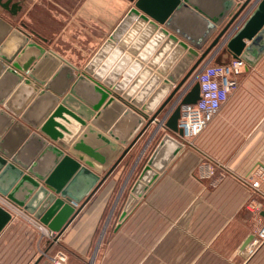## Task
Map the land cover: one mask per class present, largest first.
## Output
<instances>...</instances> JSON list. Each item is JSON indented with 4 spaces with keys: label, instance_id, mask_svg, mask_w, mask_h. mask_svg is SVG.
Segmentation results:
<instances>
[{
    "label": "crops",
    "instance_id": "obj_1",
    "mask_svg": "<svg viewBox=\"0 0 264 264\" xmlns=\"http://www.w3.org/2000/svg\"><path fill=\"white\" fill-rule=\"evenodd\" d=\"M135 1L12 0L20 10L11 15L0 7V18L81 71ZM244 1L189 0V10L174 18L175 27L195 37L203 31L205 20L215 19L216 30L221 29ZM228 2L230 5L226 6ZM251 3L243 20L253 9ZM171 31L175 33L174 29ZM8 37L10 32L0 26V47ZM218 52H214L215 55ZM106 55L97 67L104 63ZM0 61L5 63L1 58ZM117 61L111 63V68ZM51 73L53 76L55 72ZM238 82L239 94L228 99L220 109V117L207 126V147L203 144L183 147L142 194L129 191L122 199L120 208L115 210L118 223L102 241L101 238L97 241L102 249L96 264H264V240L257 246H252L249 241L257 226L249 224L251 214L245 208L248 203H259L264 220V185L253 190L244 179L255 167H264V55L252 67L245 63ZM37 95L31 87L15 81L0 69V147L12 155L20 153L22 158H30L42 168L39 172H45L44 169L52 168L53 160L45 153L49 142H41L43 136L39 135L37 127L47 121L58 103L53 93L39 98ZM79 96L89 104L86 94L80 92ZM171 112H162L165 113L163 123L160 122L158 127L152 123L126 156L139 145L145 134L148 135L142 147H149L151 134L157 128L175 137L164 127ZM120 115L110 112L96 126L101 130L105 127V132L112 130L119 136H127L131 127H120ZM222 125L240 137L238 146L215 147L214 139ZM33 133L37 135L36 139L32 137ZM177 139L182 141L178 136ZM32 147L44 148L37 151ZM204 157L223 167L226 174L199 176L196 168ZM115 170L59 235L58 244L72 255L87 254L107 207L112 203L113 211L117 199H121L120 191H117L120 174ZM128 180H124L120 188ZM18 184L13 182L12 191ZM27 189V185L18 187L15 196L21 198L27 194ZM123 211L125 214L121 217ZM27 224L11 218L0 230V264L44 262L40 256L41 236H49L50 231L43 225L40 229L31 222ZM50 248L51 243L47 251Z\"/></svg>",
    "mask_w": 264,
    "mask_h": 264
},
{
    "label": "water",
    "instance_id": "obj_2",
    "mask_svg": "<svg viewBox=\"0 0 264 264\" xmlns=\"http://www.w3.org/2000/svg\"><path fill=\"white\" fill-rule=\"evenodd\" d=\"M188 3L136 0L81 71L0 18V26L10 32L0 47V58L5 61H0V69L31 87L38 98L55 94L58 103L47 121L37 127L41 142H49L45 153L53 160V169L39 172L42 168L37 162L0 147V194L53 232L55 241L148 127L152 123L158 127V116L173 105L164 127L176 136L166 133L161 138L131 193L142 194L178 156L183 149L177 139L182 136L177 126L180 106L198 100L199 84L193 80L205 65H227L240 58L252 67L264 55V0H245L221 29L216 30L215 19L205 20L203 31L195 37L182 33L174 23L177 15L189 10ZM250 3L253 9L243 20ZM0 7L11 15L20 10L12 0H0ZM79 88L85 90L89 104L80 99ZM110 112L121 114L120 127H131L127 136L96 126ZM14 181L19 182L16 190L27 185L26 195L15 196ZM10 219V213L0 207V230Z\"/></svg>",
    "mask_w": 264,
    "mask_h": 264
},
{
    "label": "rangeland",
    "instance_id": "obj_3",
    "mask_svg": "<svg viewBox=\"0 0 264 264\" xmlns=\"http://www.w3.org/2000/svg\"><path fill=\"white\" fill-rule=\"evenodd\" d=\"M191 77H194V74ZM190 79H194V78H190ZM195 80H196V77L193 80V83L195 82ZM174 85H175V83H174ZM238 89L240 90L239 82H238L237 90ZM237 90L229 97V99L231 97L239 94V90L238 91ZM177 103H178V101H177ZM173 108H174V105L172 106V108L169 109V111L172 110ZM221 112H222V110L219 112V114H217V116L214 118V121H212L211 124H213L220 117L219 115ZM164 114L165 113H163V114L161 113L158 116V121L161 123H163L162 122V118H163L162 116ZM151 115L152 114H149V117ZM207 130H208V128L200 136H198V138L193 139L191 141V145L196 146L198 144H203L204 147H207L208 137H209V134H207ZM148 133H150V132H148ZM165 134L166 133L163 130L157 128V130H155L151 134L149 147H145V149H144V147H142V146H143L145 137H147V135H148V134H145L144 139H142L140 141L139 145L137 147H135L130 152V154L128 156H126V158H124L121 161V163L119 164V166L115 170L116 173L120 174V182L121 183L119 184L117 191H120L119 196H121V199L118 198L119 201L117 199V205L115 204L113 211H115V210L118 211V208H120V204H122V201H123L122 199H124V197L127 196V193L129 191H131V188L133 187L132 184L134 183L136 178L139 176L150 152L153 150V148L156 147V145L159 143V141L161 140V138ZM199 138H201V142L200 141L198 142ZM249 138L250 137H248V139ZM239 139H240V137L238 135H236L235 133H232L231 130H229V129H225L222 125L220 131L217 133V135L214 139V141H215L214 145H215V147H236V146H238ZM181 142L183 144V147H189V145H190V144L188 145L187 143H185L183 141H181ZM210 168L212 169V172H213L212 175L209 174ZM196 172L198 173L199 176H204V177L205 176L211 177V176H215V175H225L226 174L225 169H223V167L218 166V164L210 161L209 158H205V157L198 164V166L196 168ZM127 179H129L128 183L127 184L125 183V185L120 188V185L122 186L123 181L127 180ZM244 179L248 183V181L246 180V177ZM263 185H264V183L261 185V187ZM111 207H112V203H110V205L107 207V210L103 216V219L98 226L97 232H96L95 237H94L93 242H92V246L86 255H83V256L72 255L67 249H64L62 247V244H60V243L58 244V242L55 241L54 239L52 240L48 236H41L42 241L40 243L41 244L40 256L42 257V259H44V262L42 264H96V258L102 249V248H100V244H97L98 239L101 238V241H102V238L104 239L106 233H110L113 226L118 223L117 213L115 211L114 215H112L113 211H111ZM245 208L251 214L250 218H249V224L251 226L255 227V226H258L262 221L264 222L261 215L254 213L255 208H258L261 211L262 206L259 203H251V204L248 203L245 206ZM17 221L19 223L27 224V222L24 220H18L17 219ZM37 223H39V222H37ZM101 241H100V243H101ZM49 243H51V248L49 251H47ZM96 246L98 247L97 251L94 254V256L92 257ZM59 253L63 254V256H64L63 261L59 260V258H58Z\"/></svg>",
    "mask_w": 264,
    "mask_h": 264
},
{
    "label": "built area",
    "instance_id": "obj_4",
    "mask_svg": "<svg viewBox=\"0 0 264 264\" xmlns=\"http://www.w3.org/2000/svg\"><path fill=\"white\" fill-rule=\"evenodd\" d=\"M245 67V62L240 59H231L227 65H205L196 76L199 84V98L194 104L181 105L177 126L182 131L180 139L191 145V141L200 135L211 121L217 116L221 107L228 101L229 97L238 88V78ZM189 89V88H187ZM181 93L180 99L184 96ZM212 175V169H209ZM248 184L253 190H257L264 183V167L257 166L246 176ZM0 207L9 212L11 218L31 222L42 229L22 207L14 204L5 196L0 194ZM254 213L260 215L261 211L255 208ZM50 239H54L53 232L48 233ZM264 240V222L262 221L251 233L249 241L252 246H257ZM60 261L64 260L62 253L58 256Z\"/></svg>",
    "mask_w": 264,
    "mask_h": 264
},
{
    "label": "bare ground",
    "instance_id": "obj_5",
    "mask_svg": "<svg viewBox=\"0 0 264 264\" xmlns=\"http://www.w3.org/2000/svg\"><path fill=\"white\" fill-rule=\"evenodd\" d=\"M79 92H82V94H84V93H85V90L79 88ZM84 96H85V95H84ZM95 167H96V169H101L100 166H98V165H95ZM44 232H45V231H44Z\"/></svg>",
    "mask_w": 264,
    "mask_h": 264
}]
</instances>
